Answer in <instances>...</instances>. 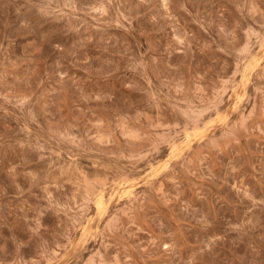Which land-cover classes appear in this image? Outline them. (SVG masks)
I'll return each mask as SVG.
<instances>
[{"label": "rangeland", "instance_id": "374dc122", "mask_svg": "<svg viewBox=\"0 0 264 264\" xmlns=\"http://www.w3.org/2000/svg\"><path fill=\"white\" fill-rule=\"evenodd\" d=\"M0 264H264V0H0Z\"/></svg>", "mask_w": 264, "mask_h": 264}, {"label": "bare ground", "instance_id": "6f19581e", "mask_svg": "<svg viewBox=\"0 0 264 264\" xmlns=\"http://www.w3.org/2000/svg\"><path fill=\"white\" fill-rule=\"evenodd\" d=\"M242 100V99H241ZM242 102V101H241ZM237 103V102H236Z\"/></svg>", "mask_w": 264, "mask_h": 264}]
</instances>
